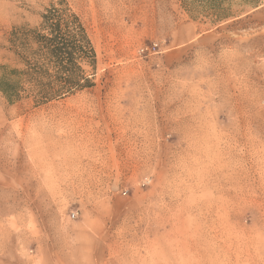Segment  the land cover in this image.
I'll return each instance as SVG.
<instances>
[{"label":"rangeland","instance_id":"374dc122","mask_svg":"<svg viewBox=\"0 0 264 264\" xmlns=\"http://www.w3.org/2000/svg\"><path fill=\"white\" fill-rule=\"evenodd\" d=\"M53 7L96 65L0 92V264H264V0H0V65Z\"/></svg>","mask_w":264,"mask_h":264},{"label":"trees","instance_id":"16d2710c","mask_svg":"<svg viewBox=\"0 0 264 264\" xmlns=\"http://www.w3.org/2000/svg\"><path fill=\"white\" fill-rule=\"evenodd\" d=\"M232 1L183 0L219 12L220 20L231 17L224 6ZM241 2L257 7L261 0ZM9 43L17 63L22 66L18 69L0 65V92L11 103L31 95L42 100H55L74 90L89 87L81 85L82 80L91 84L79 62H88L95 69L96 54L83 22L70 8L47 10L38 28H22L13 32ZM63 76L67 78V86L55 91L54 85H59Z\"/></svg>","mask_w":264,"mask_h":264},{"label":"bare ground","instance_id":"6f19581e","mask_svg":"<svg viewBox=\"0 0 264 264\" xmlns=\"http://www.w3.org/2000/svg\"><path fill=\"white\" fill-rule=\"evenodd\" d=\"M66 142V141H65ZM82 142V141H81ZM83 145V144H82ZM90 156V155H89ZM64 158V157H63ZM68 161V160H67ZM66 161V162H67ZM65 162V163H66ZM79 162H81V161H79ZM70 163V162H69ZM222 163V162H221ZM67 164V163H66ZM67 165H69V164H67ZM220 165V164H219ZM69 166H72V165H69ZM222 166V165H221ZM223 167V166H222ZM226 167V166H225ZM64 176V175H63ZM231 180V179H230ZM225 182V181H224ZM229 182V181H228ZM236 182V181H235ZM235 182H233V183H235ZM237 185V184H236ZM222 186H224V185H220L219 187H218V190H219V193L222 195V196H227L226 194V192H223V187ZM230 186V185H229ZM238 186V185H237ZM236 186V187H237ZM243 189V188H242ZM229 195V194H228ZM228 197V196H227ZM235 198V197H234ZM231 199H233V197L231 196ZM234 200V199H233ZM206 202V201H205ZM214 256V255H213ZM225 257V256H224Z\"/></svg>","mask_w":264,"mask_h":264},{"label":"built area","instance_id":"2783aa9c","mask_svg":"<svg viewBox=\"0 0 264 264\" xmlns=\"http://www.w3.org/2000/svg\"><path fill=\"white\" fill-rule=\"evenodd\" d=\"M74 217H75V215H74Z\"/></svg>","mask_w":264,"mask_h":264}]
</instances>
